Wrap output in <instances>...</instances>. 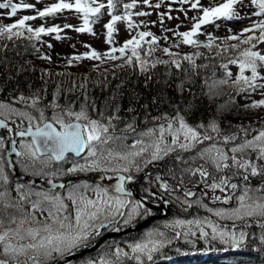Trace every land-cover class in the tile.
Returning a JSON list of instances; mask_svg holds the SVG:
<instances>
[{
    "label": "snow or ice",
    "instance_id": "6c2138e0",
    "mask_svg": "<svg viewBox=\"0 0 264 264\" xmlns=\"http://www.w3.org/2000/svg\"><path fill=\"white\" fill-rule=\"evenodd\" d=\"M39 2L40 0H36V3ZM141 2L155 10L159 9L165 0L155 4H152L151 0H141ZM168 2L189 6L188 9H178L180 11L195 10L198 13L197 16L191 17L194 22L190 30L174 33L179 37V43L172 47L183 44L196 49L205 48L209 52L214 48L219 49L215 55L226 56L227 63L220 65L224 69L226 78L218 83L228 84L231 80L232 86L239 92L250 95L252 91L259 90L264 96V48L258 49V45H264V0H219L207 6L201 0H168ZM120 5L123 12L116 14ZM136 8L137 0H131L130 3L123 0H56L42 9L36 8V4L33 3H13V0H3L0 2V9L7 10L8 19L16 17L21 11H34L35 14L22 15L12 23L0 24V40L12 41L23 38L28 41H40L42 36L51 34H56L55 39L59 40L61 39L59 34L69 28L77 33H93L92 25L106 13L108 21L103 27L106 30L105 43L110 46L109 50L100 53L85 45L88 50L81 55L71 56L68 59V66H71L73 61L122 60L121 67L138 66L143 73L148 70L149 64V61L141 56L144 45H147L144 50L145 56L156 52L158 47V38L151 31H135V34L120 47L111 46L114 43L113 34L117 30L118 22H123L130 31L137 30L141 24L135 23L133 16L145 17L152 14L146 11L133 13L132 10ZM65 11L74 13L82 19V24L78 27L68 23L63 27L59 25L33 27L29 24L37 19L47 20L56 17ZM167 19L171 20L173 17L168 15ZM245 19L248 20V24L239 32H233L232 28L228 29L230 34L224 37L222 48L215 43L217 37L210 33L206 34L205 42L197 38L205 35L201 32L205 25L220 27L217 21ZM159 22L164 23L163 15L160 16ZM144 23L146 26V22ZM233 41L235 43H229ZM48 47L51 48L52 45L49 44ZM35 51L39 53L40 50L36 48ZM161 51L171 59H155L151 62V67L155 68L157 64H171L180 69L181 60L186 61L193 70L199 67L196 64V58L202 55L199 51L192 55L185 54L182 58H178L179 54L171 51L169 47H164ZM39 59L51 62V58L46 55H40ZM229 65L236 66L235 74L228 70ZM16 102L23 103L39 113L38 116H34L28 111H20L11 104L0 102V117L4 118L0 119V129L8 127L5 120L11 116L27 121V127H18L15 135L21 138L31 137L30 142L21 143L20 151L15 147L12 148L16 157L22 158L19 163L26 174L31 168L32 175H45L42 169H36L37 163L47 166L53 160H64L66 153H74L77 157L86 153L82 157L83 163H73L65 174L89 171L114 173L116 184L114 195H110L107 188L100 186L91 188L88 184H84L83 191L81 186H76L63 196L50 192L33 193L31 188L16 184L13 191L17 198L13 199L8 190L10 179L5 170L6 165L0 158V264H68L67 258L92 246V242L101 237L105 231L120 232L122 228L130 226L137 217L151 216L152 211L144 202L130 199L132 194L126 190L125 184L131 183L134 177L125 173H131L133 168L137 172L141 171L140 160L143 161V167H147L178 149L191 152L205 141H214L220 134V128L215 122L207 126L200 124L193 127L186 123L183 116L177 115L175 120L169 119L166 126L159 127L158 135L156 130L151 129L144 133L148 137L155 136L151 143L144 145L142 141L137 140L130 148L120 150L110 145V142L120 139L110 132V129H114L113 120L118 119L114 115H110L107 123H103L101 120L91 118L84 107L79 111L67 108L59 113L54 112L49 121L44 110L39 107L38 93H31L29 96L21 94ZM51 107L53 109L60 107L55 97ZM246 107L252 110L264 109V99L254 100ZM100 115L103 119V113ZM65 117L68 119L66 120ZM131 129L132 125L129 124L125 131ZM199 129H204L203 133ZM8 131L12 132V129L8 128ZM209 131L216 133L217 137L210 135ZM241 131L247 132V129L242 128ZM254 131H257V134L252 139H246L239 144H232L236 139L235 136H224L223 144L228 146L227 151L212 143L199 149L192 157L193 161L199 159L212 165L215 172L222 175L214 176L204 165L189 169L192 176L199 175V182L213 194L214 201L224 205H228L233 199L237 201L235 208L228 209H212L207 205H201L218 219L231 221V227L222 226L206 218L187 221L177 219L172 224L164 225L174 232L175 239L183 237L186 243L192 245L196 241L190 237L203 240L209 245L218 241L236 250L245 244L246 237L250 235L245 229H251L252 222H255L261 230L260 244L264 245V128ZM168 137L170 143L166 142ZM3 146L4 141L0 140V149ZM44 156H47V160L42 158ZM7 167L12 165L9 163ZM61 172L62 170H57L48 175L56 176ZM233 178L244 182L239 195H236V192L240 186L232 182ZM253 178L260 182L259 186H252ZM157 179L159 180V177ZM48 183L53 188L65 187L64 184H54L51 179ZM160 188L167 191L168 185L161 183ZM228 189L231 190V194L228 193ZM217 190L223 195H215ZM87 191L93 192L94 198L87 196L85 194ZM33 196L35 199H32ZM194 196L193 191H185L182 203L191 208L193 206L191 198ZM195 203L200 204V201L196 200ZM37 213L43 218L38 219ZM172 243L173 239L166 237L165 232L152 230L145 233L140 240L128 243L127 251L116 246L111 253L88 259L84 264H128V262L151 264L156 254Z\"/></svg>",
    "mask_w": 264,
    "mask_h": 264
},
{
    "label": "trees",
    "instance_id": "16d2710c",
    "mask_svg": "<svg viewBox=\"0 0 264 264\" xmlns=\"http://www.w3.org/2000/svg\"><path fill=\"white\" fill-rule=\"evenodd\" d=\"M220 47L222 48V46ZM146 48L147 45L145 44L144 50ZM218 50L214 48L212 52H209L205 48H194L187 53L189 55L197 51L202 53L199 58H196V64L199 67L195 70L183 60H181L180 69L171 64H157L155 68L151 67V62L155 59H171L164 55L160 49H157L156 52L144 58L149 61V64L148 70L143 73L138 66L128 65L120 66L115 70H110L111 67L107 68L109 72L99 73L94 77L84 78L81 75L73 76L58 73L54 76L69 80L59 81L55 84L50 80L44 82L40 64L36 63V60L34 61L33 52H35V49L32 41L23 38L12 41L4 39L0 40V102H13L21 94L29 96L31 93H38L40 104L50 106L53 97H55L56 103L60 107H84L88 112L90 110L92 114L95 113L93 114L96 115L95 117L100 116L101 113L107 118L110 115L118 117V119L113 120L114 129H110L111 132L112 130L116 131L115 127L128 126L129 124L132 125V129L126 132L147 131L152 126L167 123L169 119L173 120L177 115H181L186 123L193 127L200 124L207 126L215 122L220 128L219 136L217 137L216 133L209 131L210 135L217 138L214 141H205L204 143L223 144L224 136H235L236 140H239L254 132V130L264 128V121L249 122L251 117L254 118L256 114H259L260 110L256 109V112H252V109L246 107L250 104L246 101L247 94L239 92L237 88L233 87L231 80L228 84L218 83V81L226 78L224 69L220 65L227 63L226 56L218 57L215 55ZM142 54L141 52V56ZM183 56L179 55L178 58ZM99 63H104V61ZM121 63L123 61H120V65ZM69 71L74 74L73 71L75 70L71 69ZM75 79L88 80L80 83L79 80ZM242 128L247 129V132L241 131ZM199 130L202 133L204 131V129ZM197 149H193L191 152H183L178 149L165 156V159L163 158L160 161L159 167H153L161 172L163 171L164 180L170 188L168 194L171 192L182 193L181 190L184 188L186 191H193L195 193L194 197L207 201L211 206L233 205L234 199L228 205L214 201L213 194L204 187L203 183L199 182V175L192 176L190 174L189 169L204 165L214 176L222 175L216 173L212 165L206 164L202 160L196 159L193 161L191 157L196 155ZM248 155L251 157L250 153ZM252 180L254 182L252 185L259 186L260 182L256 178ZM193 181L196 183H193ZM232 181H239V179L233 178ZM141 183L144 186L147 185L143 181ZM240 184L244 186L243 181ZM242 188L241 186L238 188L236 195L240 194L239 189ZM227 191L231 194L230 189ZM143 197L148 203H159L166 206L169 217L187 219L192 217L193 213V215L205 214L209 219L222 226L230 228L232 224L231 221L220 220L207 212L206 209H200L196 205L191 208L180 206L171 200L169 195L160 194L159 197L152 198L146 193ZM252 225L251 229H245V231L250 232V235L246 237L245 244L241 248L229 251V246L215 243V255L208 256L204 262L206 264H264V245H261L259 240L261 230L255 222H252ZM173 244L180 247L183 245L178 241ZM202 244V240H197V246ZM186 246L188 245L184 247ZM260 250H262V253L257 254ZM128 264H131V262H128ZM189 264L196 263L190 262Z\"/></svg>",
    "mask_w": 264,
    "mask_h": 264
},
{
    "label": "rangeland",
    "instance_id": "374dc122",
    "mask_svg": "<svg viewBox=\"0 0 264 264\" xmlns=\"http://www.w3.org/2000/svg\"><path fill=\"white\" fill-rule=\"evenodd\" d=\"M0 2H3V0H0ZM21 2L33 3V4H36V8L42 9L44 6L56 2V0H40L39 3H36V0H13V3H21ZM123 2H129L130 3L131 0H123ZM159 2H160V0H151L152 4L159 3ZM201 2L207 6L210 3L219 2V0H201ZM188 7H189L188 5H180L179 3L170 4L168 2V0H165V2L161 5V7L159 9L154 10L151 7L143 5L141 0H137V8L132 10L133 13H135L136 11H146V12H149L152 14L150 16H145V17H136L135 15L133 16L134 22L141 24V27L137 30H131L130 31L127 29L126 25L123 22H118V24L116 26L117 30L113 34L114 43L111 46L112 47H120L127 39H130L131 36L135 34V31H151L158 38L157 49L161 50L164 47H169V49L171 51L176 52L179 55H185V54L191 52L194 48L191 46H188V45L181 44L179 47H172L174 44L179 43V37H177L174 33L175 32H184V31L190 30L191 24L194 22L191 19V17L198 15L197 11H195V10H189L187 12L178 10L181 8L188 9ZM169 9H171V11H169ZM6 12H7V10L0 9V24L12 23L22 15H34L35 14L34 11L18 12L16 17H13L12 19H8L6 16ZM122 12H123V8H122V5H120V6H118V8L116 10V14H121ZM161 15L164 16V23L163 24H161L159 22ZM168 15H171L173 17V19H171V20L167 19ZM242 15H243V13H242ZM107 21H108V17H107V14L105 13V14L101 15L100 19L97 20V22L95 24L92 25L93 33H77L74 30H72L71 28H69V29H64L59 34L61 36V39H59V40L55 39L56 34H51L49 36H42L40 41H32V43L34 45V49L38 48L40 50L39 53H37L36 51L33 52L34 53L33 55H34V61L36 60V63L40 64V69H42L41 72L43 74L44 82L50 80V81H53L55 84H57L59 81L69 80V79H60V78H57V76H54L58 73L71 74L73 76H75V75L80 76L81 75V77H83V76L84 77H89V76L94 77V76L98 75L99 73L105 74V73L109 72L107 68L111 67L110 70H115L118 67H120V61H122V60L104 61V63H99L101 61H90V60H83V61H79V62L73 61L72 65L68 66V59L71 56L81 55L88 50L85 47V45H88L91 49H94L100 53H103V52L109 50L110 46L105 43L106 30L103 27V25L105 23H107ZM144 22H146V26H145ZM65 23H68V24H71L75 27H78L80 24H82V19L78 18L74 13H69V12L65 11L63 14H58L56 17L49 18L47 20L37 19L35 21L29 22V24L33 27H39L42 25L46 26V27L55 26V25H59V26L63 27V25ZM216 23L220 24L221 26L215 27L214 25H211V24L205 25L201 29V32L205 33V35H200L197 38L201 42H205L206 41V34L210 33L213 36L217 37V39L215 41L216 45L223 47L224 45L222 42L224 40V37L226 35L230 34L228 29L232 28L233 32H239L240 29L247 26L248 20L245 19L243 21H226V22L225 21H217ZM165 37H167V40H165ZM147 39H150V38H147ZM229 43H235V42L233 41V42H229ZM49 44L52 45L51 48L48 47ZM260 48H264V45H258V49H260ZM141 52L143 53L142 54L143 58H146L147 56L144 55V50H142ZM40 55L49 56L51 58V62H49L47 60L39 59ZM161 57H166V56H161ZM122 64L123 63H121V65ZM71 69L76 70V71H73L74 74H72V72L69 71ZM228 70L232 71L235 74L237 71V68L234 65H229ZM75 80H79L80 82H82V81L88 80V79H75ZM259 99H264V96H262L260 94L259 90L252 91L250 95L249 94L246 95V101L248 103H251L252 101L259 100ZM9 104H11V106L17 108L18 110L20 109V111L26 110L34 116L39 115L38 112H36L34 109L26 107L23 103L22 104L20 103V106L13 104V103H9ZM66 108L67 107H65V109ZM80 109H72V110L73 111H79ZM257 110H260L259 114H256L254 118L251 117V120L249 121L250 123L255 122V121L256 122H263L264 121V109H257ZM257 110H252V112H256ZM47 111H49L50 115H53L54 112L59 113L61 111V109L49 108ZM92 116H94V115H92ZM65 119L67 120L68 118L65 117ZM93 119L100 120L101 115L98 117H95ZM173 120H175V119H173ZM101 122H103V121H101ZM161 125L166 126L167 123H164ZM161 125L154 126L151 128V130H156V134L158 135V129ZM149 130H147V131L145 130L143 132H137V133L132 132V133H127V134L121 133V134L114 135V136L120 137V139H119V141L117 140L115 142H110V145L112 148H118L120 150L130 148V146L133 143H135L137 140H140L143 142L144 145H147V144L151 143V141L153 139H155V136L148 137V136L144 135V133L148 132ZM256 134H257V131L251 132L239 140L235 139V141H233L232 144H239V143H242L246 139H252L253 136ZM166 142L170 143V137L166 138ZM211 144H212L211 142H206L202 145H198L197 148L202 149L204 147L210 146ZM216 144L219 147H223L225 149V151H227L228 146H225L224 144H218V143H216ZM163 158H165V156ZM137 159H140V158H137ZM161 160H163V159L152 162L151 164H149L147 166V167H149L147 169H146V167H143V161L140 160L141 168H142L141 171L137 172L135 170V168H133L131 173H125V174L126 175H128V174L133 175L134 173L142 174V178H145V181L147 183H149L148 192L151 193L152 198L159 197L160 194H163L164 196L169 195V197H171V200H173L176 204H178L180 206H184L185 208H188L185 204L182 203V201L184 199V192L186 191L184 188L181 190L182 193L171 192L169 194H168V192H166L160 188L161 183L167 184V182L164 180L165 177L163 176V173L161 171H159L158 169H155L152 167L153 166H155L156 168L159 167ZM144 176H146V177H144ZM157 177H159V180L157 179ZM241 181L242 180L232 181V182L238 183L239 186L243 187V184H240ZM131 183H133V182H131ZM252 183H254L253 180H252ZM76 186H79V185H75L73 187L71 186L72 187L71 189L75 188ZM82 186L83 185H81V190H82ZM252 186L256 187V185H252ZM168 189H170L169 186H168ZM239 190L241 191V189H239ZM67 192L68 191H66L63 195H67ZM10 194H11L13 199L17 198L16 194L15 195L12 193H10ZM85 194L87 196H89L90 198H94V193L91 191H87V192H85ZM215 195H223V194H221L219 191H217L215 193ZM237 195H239V194H237ZM210 199H212V198H210ZM191 200L193 201V205L198 206L200 209H205L201 205H207L208 208H212V209H220V208L228 209V208H235L237 206V201L235 199L233 200V205H231L229 207L211 206L207 201H205L201 198H198V197H193V198H191ZM196 200H199L200 204H196L195 203ZM65 202L70 204V202H68V201H65ZM157 205H159V204H157ZM161 206H162V209L160 207H159L160 209H158L157 206L153 207L154 209H158L157 214H156L157 218L155 221L148 222L146 225L139 228L140 232H138V236H139L138 239L129 240V241L127 240V243H118L117 244V242H116L115 244L112 243L113 245L109 244V247L111 246L110 249H108L109 247H107L106 249L103 250L102 253L92 255V256H90L91 258H89V259L98 258L100 255H103L104 253H111L116 246H119V247L123 248L125 251H127L128 249H127L126 245L128 243L136 242V241L140 240L144 236L145 233L152 231V230H157V231L165 232L166 237L174 239L173 243H176L178 241V243L183 244V245L181 247L178 245L174 246L175 244L172 243L171 245H169V246H171L169 248V249H171V254H170L169 249L165 250L164 252L161 251L160 253L156 254V256L154 257L153 263L155 262L154 264H172V263L174 264V261H176V260H172L171 258L173 256H175L177 253L183 252V249H185L187 247V246L186 247H184V246L188 245V243L185 242V239L183 237H181L179 240L175 239L174 232L169 228H165L164 225L172 224L177 219L187 221V220H194V219H205V218L209 219V218L205 214L193 215L194 213L192 214V217H189L187 219L168 217L166 206H163V205H161ZM151 216H154V215H151ZM37 218L42 219L43 217H41L40 214L37 213ZM153 218H155V217H153ZM178 231H182V230L178 229ZM190 239H193L194 241H196L195 244L192 246V247H195V245L197 244V240H199V239L195 238V237H190ZM217 243H219V242L217 241ZM203 244L209 245V244H206L204 241H203ZM190 245H192V244H190ZM169 246H167V247H169ZM166 253H168V254H166ZM201 257H204V255H201ZM70 258H72V257H70ZM86 260H88V259L83 258V259H81V261H83V262L78 263V264H84V261H86ZM183 260H185V259L183 258ZM175 264H177V263H175Z\"/></svg>",
    "mask_w": 264,
    "mask_h": 264
},
{
    "label": "flooded vegetation",
    "instance_id": "af4514ba",
    "mask_svg": "<svg viewBox=\"0 0 264 264\" xmlns=\"http://www.w3.org/2000/svg\"><path fill=\"white\" fill-rule=\"evenodd\" d=\"M16 104L18 106H20V103H17L16 101L13 102V104ZM9 104V103H8ZM44 110L45 112V116L51 120V117L52 115H50L49 111H47L49 108H44V107H40ZM89 114V112H88ZM90 116V114H89ZM91 118H95V116H90ZM2 119H4L3 117H0ZM104 120H106L107 118L104 117L103 118ZM103 119H101L103 121ZM7 123V128H3V129H0V140H3L4 142L7 141L4 145L5 149L7 150L9 148V143H10V140L9 139H12V140H16V146L17 148L19 149V151L21 150L20 149V144L21 143H27V142H30V139H22L21 137L19 136H16L15 135V131L18 127H27V121L26 120H21V118L19 117H16V116H11L9 117L7 120H5ZM104 123V121H103ZM8 128H11L12 129V132H9L8 131ZM86 153H84L82 156L80 157H73L71 155H67L65 156V159L62 160V161H51L47 166H42L40 165L39 163H37L36 165V169L37 170H40L42 169L43 172L45 173V175H32L31 174V171L32 169L30 168L29 169V173H25L23 168L21 167V164L19 163V161L22 159L20 157H15L12 159V164L15 168V171H16V175H12L10 170L8 169L7 165H8V162H7V159L5 158V155L3 153V155L0 156V158L3 159V161L5 162V165H6V173L9 175V179H10V185H11V188H14L16 184H22L25 186V188H31L32 192L35 193V192H50L51 194H64L65 191H68L70 190L73 185H84V184H88L91 188H95L96 186H100L102 187V182H103V179L104 180H110L112 179L113 177V174L114 173H102L100 171H89V172H78V173H72V174H65L67 173V169L72 167L73 163L75 162H80V163H83V159L82 157L85 155ZM43 159L47 160V156H44L42 157ZM57 170H62L61 174H58L56 176H51V175H48V173H51V172H56ZM18 176H22V177H26V179H22L20 180L18 178ZM99 176H102V182H100L98 179L100 178ZM71 177L72 179L69 180L67 183H66V186L62 189V190H57V191H44L40 188V181L41 180H44V179H53V180H56V181H67L66 179ZM110 177V178H109ZM33 180V181H32ZM138 182H134V183H126L125 184V187L128 188L129 190L133 191V192H137V193H141L142 191L139 189L138 187ZM72 186V187H71ZM103 188V187H102ZM83 190V188H82ZM119 232H108V231H105L104 234L97 238L96 240H94L92 242V244L96 243L98 240L104 238L106 235H110L112 234L113 236H109V237H106L103 239V244L105 243H113L115 241H122L123 239H125V235H120V236H115V234H118ZM83 250V249H82ZM101 248H98L96 249L94 252L88 254V256H82L81 258H91L90 256L92 255H96L98 251H100ZM81 251V250H80Z\"/></svg>",
    "mask_w": 264,
    "mask_h": 264
},
{
    "label": "bare ground",
    "instance_id": "6f19581e",
    "mask_svg": "<svg viewBox=\"0 0 264 264\" xmlns=\"http://www.w3.org/2000/svg\"><path fill=\"white\" fill-rule=\"evenodd\" d=\"M10 45V44H9ZM8 61V60H7ZM46 63V62H45ZM213 67V66H212ZM209 68V67H208ZM66 70V69H65ZM215 70V69H214ZM76 71V70H75ZM72 72V71H71ZM32 74V73H31ZM52 75V74H51ZM34 76V75H33ZM84 77V76H83ZM85 78V77H84ZM73 80V79H72ZM85 81V80H84ZM23 82V81H22ZM77 82V81H76ZM81 83V82H80ZM97 83V82H96ZM104 83V82H103ZM15 85V84H14ZM73 87H74V85H73ZM29 89V88H28ZM35 89V88H34ZM42 89H43V87H42ZM12 91V90H11ZM42 91V90H41ZM72 91V90H71ZM25 92V91H24ZM103 92V91H102ZM68 93V92H67ZM72 93V92H71ZM216 95V94H215ZM65 96V95H64ZM95 97V96H94ZM95 98H97V97H95ZM100 98V97H99ZM43 99V98H42ZM207 99V98H206ZM221 99V98H220ZM49 100V99H48ZM13 101V100H12ZM14 102V101H13ZM223 102V101H222ZM15 104V103H14ZM22 104V103H21ZM79 104V103H78ZM228 104V103H227ZM222 105V104H221ZM23 106V105H22ZM96 106V105H95ZM217 107V106H216ZM22 108V107H21ZM218 109H219V107H218ZM20 110V109H19ZM109 110V109H108ZM26 111V110H25ZM90 111V110H89ZM96 112V111H95ZM93 114H95V113H93ZM148 114V113H147ZM162 115V114H161ZM96 116V115H95ZM154 116V115H153ZM222 116V115H221ZM156 117V116H155ZM157 118V117H156ZM129 120V119H128ZM152 120V119H151ZM142 121V120H141ZM152 127H154V126H152ZM127 128V126L126 125H120V126H118V127H115V130L116 131H113L112 130V134L113 135H117V134H127V133H132V131L131 132H126L125 131V129ZM230 131H232V130H230ZM119 141V140H118ZM145 141V140H144ZM189 157V156H188ZM191 157V156H190ZM192 158V157H191ZM165 159V158H164ZM187 159V158H186ZM187 162H189V161H187ZM192 162V161H191ZM194 163V162H193ZM189 165H191V164H189ZM199 166V165H198ZM182 168V167H181ZM186 168V167H185ZM176 169V168H175ZM187 169V168H186ZM185 170V169H184ZM168 171V170H167ZM170 171V170H169ZM187 171V170H186ZM163 172V171H162ZM175 173V172H174ZM178 173V172H177ZM184 173V172H183ZM188 173V172H187ZM168 174V173H167ZM179 174V173H178ZM166 175V174H165ZM175 175V174H174ZM182 175V174H181ZM172 177H173V175H171ZM183 176V175H182ZM187 176V175H186ZM191 176V175H190ZM174 178V177H173ZM179 178H180V176H179ZM169 181V180H168ZM180 181H181V179H180ZM186 182V181H185ZM171 183V182H170ZM173 183V182H172ZM171 183V184H172ZM179 183V182H178ZM170 185V184H169ZM196 185V184H195ZM161 221V220H160ZM127 240L129 241V240H134V238L133 237H131L130 236V233H127ZM174 240V239H173ZM185 243V242H184ZM215 243H217V242H214V243H212V244H210V246H211V248H212V250H214L215 249V247H216V244ZM256 246V245H255ZM109 249V248H108ZM260 249V248H259ZM84 250V249H83ZM229 251H233V249H231V248H229ZM260 254V253H262V250H260V251H258L257 252V254ZM77 256V255H76ZM73 259H70V260H68V261H72Z\"/></svg>",
    "mask_w": 264,
    "mask_h": 264
},
{
    "label": "water",
    "instance_id": "95a60500",
    "mask_svg": "<svg viewBox=\"0 0 264 264\" xmlns=\"http://www.w3.org/2000/svg\"><path fill=\"white\" fill-rule=\"evenodd\" d=\"M30 138H31V137H30ZM10 154H14V155H15V152H13V151L11 150V153H10ZM66 154H73L74 156H76L74 153H66ZM66 154H65V155H66ZM9 156H10V155L8 154V155H7L8 161H9V158H10ZM12 172L15 173V171H14L13 169H12ZM21 178H22V177H19V179H21ZM24 178H25V177H24ZM52 181H53V180H52ZM53 183L56 184V185H59V184H64V185H65V182H55V181H53ZM115 184H116V177H115L114 180H112V181H110V182H107V183H104V187L107 188L109 191L115 193V192H114V186H115ZM41 187H42L43 189H45V190H55V189L59 188V187L53 188L52 185H50V184L48 183V180L41 181ZM59 189H61V188H59ZM90 250H92V249H90Z\"/></svg>",
    "mask_w": 264,
    "mask_h": 264
}]
</instances>
